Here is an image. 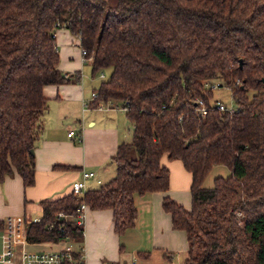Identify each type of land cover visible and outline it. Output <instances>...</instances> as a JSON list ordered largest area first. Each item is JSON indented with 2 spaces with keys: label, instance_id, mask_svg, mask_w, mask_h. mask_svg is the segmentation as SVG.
Here are the masks:
<instances>
[{
  "label": "trees",
  "instance_id": "1",
  "mask_svg": "<svg viewBox=\"0 0 264 264\" xmlns=\"http://www.w3.org/2000/svg\"><path fill=\"white\" fill-rule=\"evenodd\" d=\"M59 28L94 53L92 74L111 69L96 103L121 102L133 139L112 156L108 182L43 200L27 242H82L83 225L57 218L82 203L112 209L115 230L125 232L137 194L169 190L167 156L192 176L189 209L163 199L173 227L187 233L184 264H264V0H0V176L17 172L27 187L48 108L43 88L80 79L59 67ZM217 78L231 89L233 111L211 101ZM218 164L231 174L205 187Z\"/></svg>",
  "mask_w": 264,
  "mask_h": 264
},
{
  "label": "crops",
  "instance_id": "2",
  "mask_svg": "<svg viewBox=\"0 0 264 264\" xmlns=\"http://www.w3.org/2000/svg\"><path fill=\"white\" fill-rule=\"evenodd\" d=\"M56 38L60 69L65 73L78 72L80 79L77 82L47 84L43 88L48 108L43 118V130L34 148V185L25 186L17 172L3 178L0 176V222L5 223L8 217H15L18 234L25 238L28 223L42 217L43 200L71 192L75 180L84 181L87 189L108 182L116 173L112 156L122 142L133 139V122L119 101L109 100L106 106L110 108L104 110L84 108L85 101L90 100L100 83L95 84L85 71L87 62L91 61H83L80 38L67 28H59ZM72 129L76 131L75 136L68 134ZM162 163L171 171L169 190L137 194L138 216L134 226L125 232L115 230L112 209L87 208L84 240L73 241L76 246L83 247L86 264H109L113 261L121 264H130L131 261L136 264H184L189 247L187 233L173 227L171 213L164 209L163 199L169 195L189 209L192 205V176L179 159L170 160L164 156ZM84 171H93L94 175L84 178ZM4 228L0 227V258ZM59 244L62 241L49 243L52 246ZM32 245L36 244L27 242L29 250ZM0 264H20L19 249L13 262Z\"/></svg>",
  "mask_w": 264,
  "mask_h": 264
},
{
  "label": "built area",
  "instance_id": "3",
  "mask_svg": "<svg viewBox=\"0 0 264 264\" xmlns=\"http://www.w3.org/2000/svg\"><path fill=\"white\" fill-rule=\"evenodd\" d=\"M83 61H92L94 57L93 52L80 46ZM101 77L104 78L105 74L101 73ZM214 87L221 86L219 83H214ZM98 91H93L90 100L85 101L84 108L88 109L94 107L100 110L108 109L106 106L107 102L96 103L98 99ZM109 103V101H108ZM197 103L199 105V111L202 115H206L208 112V105L203 98H197ZM220 110L233 111L235 107H229L223 101L216 100L215 103ZM69 136H75L76 131L70 130ZM77 136V135H76ZM78 140L81 141L82 137L78 134ZM94 175L93 171H84V178H88ZM87 190L86 183L81 180H75L72 183V191L76 194L84 193ZM88 205L82 203L78 208L76 213H66L60 212L57 216L58 219L64 218L65 220H74L77 224L83 225L86 217ZM64 244V245H63ZM2 255L0 262H13L19 249L20 264H86L85 263V253L82 246H76L73 240L67 236L64 241H62V246L59 248H54L51 250H40L33 251L27 248V239L24 236L18 234L17 220L15 217L10 216L5 221V228L2 234ZM109 264H121L119 262L113 261ZM130 264H136L135 261H131Z\"/></svg>",
  "mask_w": 264,
  "mask_h": 264
},
{
  "label": "rangeland",
  "instance_id": "4",
  "mask_svg": "<svg viewBox=\"0 0 264 264\" xmlns=\"http://www.w3.org/2000/svg\"><path fill=\"white\" fill-rule=\"evenodd\" d=\"M108 2L110 4H116L118 2V0H108ZM85 71L88 73L89 78L92 79L95 84L99 85V83H101V81L103 79L108 78V76L110 75L111 69L105 68V69L99 70L98 72L95 73V75H93L92 74V67L90 66V63L87 62ZM101 73L105 74L104 78L101 77ZM221 81H222L221 79L217 78V79H213L211 82H212V84H214V83H218V82L221 83ZM216 100L223 101V103H225L229 107H232V108L236 107V102L234 101V98L232 96L231 89L225 83H222V85L219 87H214V94H213V97L211 98V101H212V103H215ZM116 103L117 102H114V104H116ZM120 104L122 105L121 102H120ZM230 174H231V170L229 169V167L227 165H224V164L215 165V166H213V168L209 171V173L205 177L203 185L205 187H211V186H213L214 179L217 176H228ZM51 246L52 245H49V243H43V244L32 245L29 248H30V250H33V251L51 250L54 248H59V246H62V244L53 245L52 247Z\"/></svg>",
  "mask_w": 264,
  "mask_h": 264
},
{
  "label": "water",
  "instance_id": "5",
  "mask_svg": "<svg viewBox=\"0 0 264 264\" xmlns=\"http://www.w3.org/2000/svg\"><path fill=\"white\" fill-rule=\"evenodd\" d=\"M31 153H34V149H31Z\"/></svg>",
  "mask_w": 264,
  "mask_h": 264
}]
</instances>
